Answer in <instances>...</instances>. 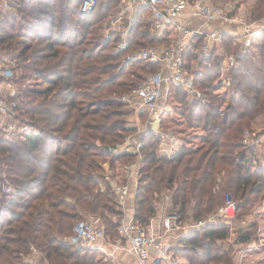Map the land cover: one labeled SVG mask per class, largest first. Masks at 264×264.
Here are the masks:
<instances>
[{
	"label": "trees",
	"instance_id": "obj_1",
	"mask_svg": "<svg viewBox=\"0 0 264 264\" xmlns=\"http://www.w3.org/2000/svg\"><path fill=\"white\" fill-rule=\"evenodd\" d=\"M81 1L16 0L11 5L17 15L0 14V51L16 61L14 71L22 91L18 110L39 131L28 141H9L0 132V184L7 181L14 188L2 195L6 205L0 217V264H97L94 252L99 251L68 241L75 226L90 216L100 219L111 240L118 238L120 219L115 218L123 212L109 185L103 192L100 181L106 178L104 162L109 161L112 172L117 163L127 167L136 162L132 153L113 152L136 132L123 119L127 114L121 99L128 84L118 83L117 76L126 74L130 66L117 73L121 55L104 53L110 46L114 50L117 33L107 41H99L98 36L122 2L107 0L100 5L98 0L94 11L83 13ZM222 1H239V6L248 0ZM137 13L128 52L146 42L172 44L168 32L160 33L144 20L148 8ZM262 19L264 0H257L251 20ZM195 41L197 48L203 38ZM225 43V52L232 53L234 45ZM245 51L237 55V64L228 73L226 110L217 96L223 88L217 82L224 58L185 56V69L203 98L171 84L170 100L186 125L202 132L203 145L183 141L176 153L167 156L158 152L162 142L158 134L148 131L141 138L134 216L143 227L159 215L166 192L173 202L168 213L184 224L214 213L224 205L226 193L237 202L234 223L244 221L264 202V142L245 141L256 119L264 117V36ZM139 62L152 74L161 68ZM260 229L250 222L235 230L230 242L227 225H206L189 232L173 253L189 264H236L238 247L258 241ZM33 247L40 253L36 261L31 259Z\"/></svg>",
	"mask_w": 264,
	"mask_h": 264
},
{
	"label": "built area",
	"instance_id": "obj_2",
	"mask_svg": "<svg viewBox=\"0 0 264 264\" xmlns=\"http://www.w3.org/2000/svg\"><path fill=\"white\" fill-rule=\"evenodd\" d=\"M16 0H0V14L11 12L17 15V8L11 5V2ZM19 1V0H18ZM31 0H24L29 3ZM126 4L125 13L128 18L134 20L135 16L131 10L137 8H148L154 27L160 31L173 32L176 41H173L169 46H158L147 50L140 51L137 54L128 55L127 60L133 61L139 59L147 63L160 64L161 68L158 72L147 76L141 83L134 87L130 92V98L138 103L140 109L149 113V121H146L145 127L150 128L147 131H138L145 135L148 131H153L162 139L161 145H170L171 149L165 152L170 156L180 148L179 139L175 133H168L161 129L160 117L162 114L172 110L170 100V85L182 87L187 94L195 97L203 98V93L194 83L193 75L185 69V56L188 53H196L202 59H208L214 51L218 56L224 57L225 66L221 69L230 70L237 64V57L234 54L226 55L222 50L215 51L213 45L221 42V36L212 32L205 35L200 29L194 28L187 24L184 13L191 9L192 19H202L205 23L218 22L227 24H242L245 29V47L242 52H246V48L251 45L252 41L263 39V29H253L252 26L236 14L233 5L218 7L213 0H120ZM98 5V0H82L80 9L83 13H91ZM235 11V13H233ZM1 17V16H0ZM121 18V17H120ZM131 29L123 34L124 40L116 48V52L124 49L128 45V40L125 38ZM204 35L205 39L196 48L197 42L195 38ZM220 49V46L218 47ZM16 61L9 56H5L0 51V132L6 140L14 141L21 139L28 141L38 135L39 131L35 128L30 118L22 115L18 110L17 99L22 91L21 86L16 81L17 77L14 71ZM221 78V77H220ZM228 81V83H227ZM223 83L230 85V81L222 79ZM139 128V126H138ZM146 130V129H145ZM248 141V138L245 139ZM120 147V146H119ZM143 147L142 139L138 140L132 151L127 149L117 150L113 152H128L136 155V162L131 164L126 169L127 178L125 181L115 183L111 187V191L115 195L116 201L125 211V205L136 193L141 171ZM1 174V165H0ZM110 181V177L106 176ZM102 191L104 190L101 188ZM14 188L7 181L0 184L1 195L12 193ZM166 198L169 199V196ZM0 217L5 214V200H0ZM165 209V210H164ZM167 207L160 208V223L154 226L155 219H152L147 227H143L134 215L124 216L118 222V238L111 240L106 236L105 229L102 226L100 219L90 216L79 222L74 229V234L68 238V241L77 247L91 248L99 242H104L112 248V264H119L113 259V255L119 252H126L133 255L138 264H162L175 258L173 249L181 243L184 237H177L175 233L181 230L198 229L200 227L211 224H225L230 229L237 214V202L233 197L226 193L225 203L218 208L214 213L207 217L194 222L179 223L176 215L168 213ZM33 254H40L33 247ZM107 254V253H106ZM108 255V254H107Z\"/></svg>",
	"mask_w": 264,
	"mask_h": 264
},
{
	"label": "rangeland",
	"instance_id": "obj_3",
	"mask_svg": "<svg viewBox=\"0 0 264 264\" xmlns=\"http://www.w3.org/2000/svg\"><path fill=\"white\" fill-rule=\"evenodd\" d=\"M99 1H100V5H101L102 2H105L107 0H99ZM249 1H252V0H248L246 3H249ZM255 1H257V0H255ZM118 8L119 9L116 11L114 17L110 18L107 22H104L103 29L101 32H99L98 38H99V41H104V40L107 41V40H110L113 33H117L119 35V39L116 43L117 45L115 46L114 50L110 46L109 48H107V50L104 53H108L109 51H111V53L113 55H117V56L121 55V56H118V57H120V59H119V62L117 63V65H118L117 73L121 72L123 70V68L130 66L128 68L126 74L121 75V73H120L117 76L120 77L118 80V83L128 84V87L126 89V93L123 95V97L121 99V101H123V107L121 109L124 112V114H127V116L125 118H123L127 121V127L130 129H134L136 131L134 134L136 135V133H138V131H139L138 126H140L142 124L144 125L143 128L146 129L145 131L150 129V128L145 127L146 121H149L150 115L145 110L140 109L138 106V103H136L135 100L130 98V92L134 87H136L139 83H141L144 79H146L147 76H150L152 74L151 73L152 71L148 70L147 68H140L138 63H140L139 61H141V60L134 59L133 61H128L127 56L137 54L143 50H147V49L158 47V46H165V45H163L164 43H159V42H153V43H147L146 42V45L144 47H140V48L133 50V51L130 50L131 52L130 51L128 52L129 40H128V34H127V36L125 37L128 40L127 47L120 50L119 52H116V48L124 40L123 34L126 33L127 29L130 26H132L137 20L136 17L134 18V20L129 19L128 18L129 15L126 13H123V15H122V11H123L122 6H120ZM98 9L99 8H97L96 11H100ZM144 20H147L148 22H150L151 28H153L154 23H153V20H152L149 13L144 14ZM150 37L152 38L153 36H150ZM151 38H149V39H151ZM133 64H136V65L131 66ZM227 83H228V81H227ZM227 83H223L222 80L220 81V79L217 82V85H221L223 87L222 90H220V92H218V94H217L218 98L220 99V100L219 99L218 100L220 101L223 110L227 109L229 99H230V93H229L230 85H228ZM39 86H41L42 88L45 87L44 84H40V82H39ZM171 103H173L172 100H171ZM172 107L173 108L171 111H168V112L161 115V117H160L161 123L159 125L161 127V129L164 130L165 132L167 131L168 133H171V132L175 133V135L179 139V142H178L179 144H183V141L184 142L187 141V142H192V144H191L192 146H195V147L202 146L203 145V140H202L203 134H202V132L197 131V130H192L191 128H189V126L186 125V123L184 122L186 120L183 121L181 119V116L179 115L181 113V111L179 109H176L175 103L172 104ZM263 119L264 118L260 117V118L256 119V121L254 122V126L256 127V130L253 131L252 133L255 134L253 137L256 139H254L253 141H250L251 139H250L249 135L251 133H249V132L246 133V138L250 139L249 141H247L248 145H254V144H259V143L264 142V120ZM261 121H262V123H260ZM137 122H139L140 124H137ZM134 134H131L130 136H128V138L126 139V141L124 143L117 144V147L114 149V151H117L118 149L119 150L124 149L123 148L124 144H126L129 141H131L134 145V143L136 141L140 140V138L138 139V135L133 136ZM133 137H135L136 140L133 139ZM161 146L162 145H160V147L158 149L159 154L162 153L161 152ZM162 148H163V150H167V149L170 150L171 149L170 146H163ZM261 155H263V153H261ZM103 167H104V169L106 168L105 169V172H106L105 175L109 176L111 178L110 181H112V180L118 181L119 179H117V177L122 176L123 178H125V176H126L125 167H122L120 163L116 164V168L113 172H112V170H110L109 161L104 162ZM140 176H141V174H140ZM105 181H107L106 178H105ZM105 181H100L101 187H106ZM3 193L4 192L0 193V200H1V196H2L1 194H3ZM167 196H169V199L166 198ZM172 203H173L172 202V194L170 192H166L164 199H162L161 206H159V208H163L165 206L170 211L173 209ZM1 204H0V207H1ZM120 208H121L120 210H122V212H123V209L121 206H120ZM160 214L162 215L161 212H160ZM123 215H124V212H123ZM123 215H122V217H123ZM122 217H117L115 219H122ZM159 221H160V219L156 220L157 224L160 223ZM250 222H256L261 227L260 233H259L260 235H258L259 239L256 242L254 241L252 243V246L249 248L238 247L239 250L237 251V253L235 254V257H234L236 264H253L254 260L256 259V257L254 256L255 249H257V250L264 249V202L258 204L257 207L254 209L253 213L248 215L246 218H244L243 224L246 226V225L250 224ZM101 224H102V222H101ZM237 225H238V223H232L233 228H237ZM233 230L235 231V229H233ZM234 239H235V236L233 234H231L230 235V240H231L230 242H233ZM87 249H90V248H87ZM91 250L94 251V249H91ZM239 252H240V254H239ZM256 252H258V251H256ZM94 256L96 258L97 264H105V262H106L105 258L101 254H96L94 252ZM245 257H246V260H245ZM162 264H172V263L167 261V262H163Z\"/></svg>",
	"mask_w": 264,
	"mask_h": 264
},
{
	"label": "crops",
	"instance_id": "obj_4",
	"mask_svg": "<svg viewBox=\"0 0 264 264\" xmlns=\"http://www.w3.org/2000/svg\"><path fill=\"white\" fill-rule=\"evenodd\" d=\"M215 5L218 6V7H226L228 6L229 4L233 5V8L235 9L236 11V14H239L240 17H242L246 23L250 24L252 26L253 29H263L264 30V19L262 20H257V21H253L251 20V10L254 6V4L256 3L255 0H252V1H249V3H244V4H240L239 6H237L236 4L239 2H236V1H230V2H223L222 0H213ZM121 6H122V15L123 13H125V10L127 9V6L126 4L124 3H121ZM141 8H137V9H133L131 10V12H133V15L136 17V19L138 18L137 16V12H139ZM144 9V8H143ZM235 11L233 13H235ZM183 17H185V21H187V24L194 27V28H197V29H200L205 35H208V34H211L212 32H216L218 33L220 36H221V42L219 43H216L213 45V48L215 49V51H223L224 53L225 52V41L226 42H230L231 44L234 45L235 49L232 53H226V55H231V54H234L237 55L239 53L241 54H244L243 49H244V45H245V41H244V36H245V29H244V26L242 24H227V23H218V22H211V23H205L202 19H192L191 17V9H188L186 11V13H184ZM154 26V25H153ZM155 28V27H154ZM158 32L160 33H164L163 31H160L159 29H156ZM168 37L170 39V41H176L177 38L175 37V35L173 34V32H170L168 31ZM197 38H203V40L205 39V36L204 35H200L198 36ZM261 41V40H259ZM220 46V49H218V47ZM249 48V47H248ZM246 48V50L248 49ZM213 55H217L214 51L212 52ZM218 56V55H217ZM220 57V56H218ZM224 58V57H223ZM225 66V59H224V62L222 64V69L224 68ZM230 71V70H229ZM228 70H223V75L221 74V78H220V81L222 79H227L230 81V78H229V73ZM260 118V117H259ZM264 118V117H262ZM264 120V119H263ZM262 123V121L260 122ZM137 124H140L139 122H137ZM144 125H140L139 126V130L143 132V130L145 131V128H143ZM143 128V129H142ZM253 130L255 131L256 130V127L254 126L253 124ZM136 133V135H138V139L142 138L144 135L143 133ZM135 134L133 136H136ZM255 134L254 133H251L249 136H250V139H248V141H253L254 136ZM133 139L136 140L135 137H133ZM132 139V140H133ZM137 142V141H136ZM135 142V143H136ZM134 143V145H135ZM134 145L131 141L127 142L126 144H124V149H127V150H130L132 151L134 149ZM163 146H170V145H162L161 146V152L160 153L161 155H166L165 152H168L169 149L167 150H163ZM179 150V149H178ZM128 168L125 167V172H126V169ZM106 169V168H105ZM127 178V174L125 176V178H123L122 176L121 177H117V179H119L118 181H105V184H106V187H101L103 188V192H105L106 190H108V185L109 187L111 188L115 183H120V182H123L125 181ZM101 185V184H100ZM135 192L133 193L132 197L128 200V202L126 203L125 205V211L124 212V216H131V215H134V199H135ZM160 212H159V215L155 218V220H158L160 219ZM154 222V226L156 227V224L157 222L156 221H153ZM194 222L190 221L189 222V225L190 224H193ZM234 223V221H233ZM243 221L241 223H238L237 225V228H242V227H245V225L243 224ZM237 228H231L230 230L232 231L231 233L235 236V230H237ZM193 229H190L189 232H191ZM188 230H181V232H177L175 233V236L177 237H185L187 234H189ZM231 241V240H229ZM252 245L248 246L251 247ZM247 248V247H245ZM90 249H95L97 251L100 252V254L105 258V261L107 264H112L113 263V260H112V256H111V253H112V248L108 245V244H105L104 242H99L97 243L96 245H94L93 247H91ZM258 251V252H256ZM108 255H107V254ZM240 254V252H239ZM254 256L256 257V259L254 260V263L253 264H264V249H255V254ZM33 260H37L40 255L37 254V255H32L31 256ZM113 259H115V262L119 263V264H138V261L137 259L129 254V253H126V252H117L115 255H113ZM245 260H246V257H245ZM169 262H171L172 264H189V262L181 257H175L173 260H169ZM43 264H46V263H43Z\"/></svg>",
	"mask_w": 264,
	"mask_h": 264
},
{
	"label": "water",
	"instance_id": "obj_5",
	"mask_svg": "<svg viewBox=\"0 0 264 264\" xmlns=\"http://www.w3.org/2000/svg\"><path fill=\"white\" fill-rule=\"evenodd\" d=\"M0 83H1V76H0Z\"/></svg>",
	"mask_w": 264,
	"mask_h": 264
}]
</instances>
